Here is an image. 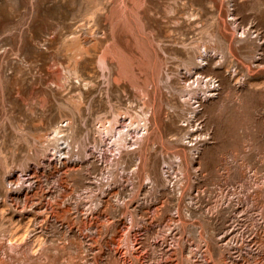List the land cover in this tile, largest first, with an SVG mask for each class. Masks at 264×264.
Wrapping results in <instances>:
<instances>
[{"label":"rangeland","instance_id":"rangeland-1","mask_svg":"<svg viewBox=\"0 0 264 264\" xmlns=\"http://www.w3.org/2000/svg\"><path fill=\"white\" fill-rule=\"evenodd\" d=\"M0 264H264V0H0Z\"/></svg>","mask_w":264,"mask_h":264},{"label":"bare ground","instance_id":"bare-ground-1","mask_svg":"<svg viewBox=\"0 0 264 264\" xmlns=\"http://www.w3.org/2000/svg\"><path fill=\"white\" fill-rule=\"evenodd\" d=\"M123 124V123H122ZM120 129V128H119ZM59 150V149H58Z\"/></svg>","mask_w":264,"mask_h":264}]
</instances>
